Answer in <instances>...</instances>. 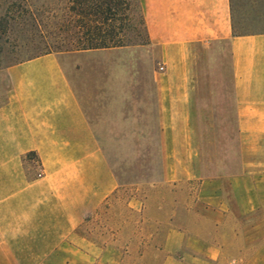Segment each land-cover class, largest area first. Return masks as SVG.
I'll use <instances>...</instances> for the list:
<instances>
[{"label":"crops","instance_id":"1","mask_svg":"<svg viewBox=\"0 0 264 264\" xmlns=\"http://www.w3.org/2000/svg\"><path fill=\"white\" fill-rule=\"evenodd\" d=\"M139 1L148 39L158 46L162 64V72L154 75V87L163 184L198 179L189 48L228 46L238 162L223 180H202L198 196L208 201L202 203L211 210L214 231L228 227V234L235 237L229 220L239 221L252 210L247 209L255 201L251 196L264 193V32L234 34L231 0ZM80 71L67 66L60 55L45 53L4 72L0 264H98L102 260L104 248L85 227L120 185L100 142L97 116L102 105L87 83L82 88L77 82ZM187 248L216 260L226 245H207L173 228L165 239L169 255L164 263L182 264L178 254Z\"/></svg>","mask_w":264,"mask_h":264},{"label":"rangeland","instance_id":"2","mask_svg":"<svg viewBox=\"0 0 264 264\" xmlns=\"http://www.w3.org/2000/svg\"><path fill=\"white\" fill-rule=\"evenodd\" d=\"M69 6L70 0H0V87L9 66L55 53L67 66L81 69L77 82L82 88L87 83L100 101V142L120 187L85 227L104 248L98 264H165V239L173 228L207 245H226L216 260L182 250V264H264V193L251 196L255 201L247 209L252 210L239 221L229 220L235 237L228 227L214 231L211 210L198 196L202 180H223L238 162L228 46L189 48L198 179L163 184L154 87L162 64L158 46L140 27L130 28L138 22L137 1L124 29L125 46L96 54L71 50L69 33L63 32L73 20ZM232 24L236 34L264 32V0H232ZM224 191L228 194L225 180Z\"/></svg>","mask_w":264,"mask_h":264},{"label":"trees","instance_id":"3","mask_svg":"<svg viewBox=\"0 0 264 264\" xmlns=\"http://www.w3.org/2000/svg\"><path fill=\"white\" fill-rule=\"evenodd\" d=\"M135 1L139 8L138 22L130 28L135 30L140 27L148 39L139 0H70L68 11L73 20L70 28L63 32L69 33L71 50H105L125 46L124 29L129 27V17L131 12L133 15ZM142 43L138 42L137 45H143Z\"/></svg>","mask_w":264,"mask_h":264}]
</instances>
